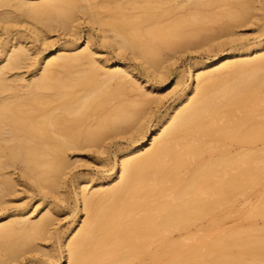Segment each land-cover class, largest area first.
<instances>
[{"label":"bare ground","instance_id":"obj_1","mask_svg":"<svg viewBox=\"0 0 264 264\" xmlns=\"http://www.w3.org/2000/svg\"><path fill=\"white\" fill-rule=\"evenodd\" d=\"M214 5L222 8L205 11ZM261 11L264 0H0V264H23L55 236L50 202L34 209L14 196L58 189L74 150L106 151L112 134L132 130L109 180L79 183L85 217L51 264H124L141 252L149 264H264V237L217 239L201 228L206 218L217 223V200L264 182V37L250 46L234 36ZM218 19L229 35L218 48L229 49L191 68L196 81L154 125L155 87L144 89L127 62L100 57L90 36L70 41L91 26L102 45L165 76V50ZM253 215L264 217V195ZM229 247L249 251L251 262Z\"/></svg>","mask_w":264,"mask_h":264},{"label":"rangeland","instance_id":"obj_2","mask_svg":"<svg viewBox=\"0 0 264 264\" xmlns=\"http://www.w3.org/2000/svg\"><path fill=\"white\" fill-rule=\"evenodd\" d=\"M213 7V5H212ZM222 7L214 5V8H206V12H216ZM212 9V10H211ZM263 18L256 23L248 24L237 28L238 33L234 35L240 39L239 43L246 45H255L264 37V11H261ZM225 19H218L213 23L211 28H207L201 31V33L195 35L190 41L181 43L180 47L174 50H165V56L168 59L164 65L166 70L165 76H155L151 74L144 66L139 64L138 60L132 56V54L117 55L111 47L104 46L101 43V39L97 35L96 31L91 26L83 24L84 30L80 32L81 37H77L72 43L79 42L85 44L88 36L94 42V48L100 50L99 56L108 59L110 64L117 62H127L134 69L136 75L142 81L144 89L148 91L155 87L154 93H151L154 97H161L157 100L151 109V125H154L158 120L172 108V104L178 98V96L187 89L189 83L196 81L195 72H192L193 78L190 77V70L197 64H202L207 60H212L214 54H221L222 49L227 51L229 45L218 48V43L229 38L226 31L218 30L220 25L224 23ZM50 38L53 41L65 42L66 37L58 35V32L52 33ZM212 37V38H211ZM204 38V39H203ZM208 38V39H207ZM210 39L211 45L214 43V48L205 46L206 40ZM213 41H212V40ZM186 45H185V44ZM204 45L202 46V44ZM184 44V45H182ZM201 44V45H200ZM36 48L42 50V45L36 42ZM178 50V51H177ZM169 51V52H168ZM218 51V52H216ZM168 53V54H167ZM176 53V54H175ZM164 56V57H165ZM29 73L27 72V75ZM145 79H148L146 82ZM179 79L180 84L176 85L175 81ZM136 97V96H134ZM110 105V103H109ZM108 105V106H109ZM104 112V110H102ZM100 111L98 114H103ZM96 116V115H95ZM129 132V131H128ZM134 132V134H131ZM129 133L112 134L106 141V151L101 152L99 149L93 146H89L81 149L74 150L72 159H76V163L67 169V174L61 179V184L58 189H49L47 193L40 194L38 191L26 192L22 191L20 194L14 196V202L16 204L24 205L27 207L36 208L40 207L44 200L50 202L54 207L55 224L53 235L50 238L39 240V243L45 251L53 254V258H49L45 251H32L26 255V259L23 264H51L55 262L61 254V243L63 234L68 232L71 227L77 228L85 217L82 200L76 197V191L79 189V183L87 180H92V184L99 186L100 182H107L110 174L114 169L118 168L119 154L123 152L127 146L131 145V139L134 135H138V130H132ZM150 143L147 144V146ZM73 152V151H72ZM223 162H220L222 164ZM115 164V165H114ZM113 167V168H112ZM90 184V185H92ZM45 195V196H44ZM264 195V182L257 189L249 192L246 195L240 197L226 196L224 201L217 200V223H213L207 218L201 224L202 232L211 237L221 238L228 234H232L236 240L240 239H254L264 237V217L253 215V211L258 205L260 199ZM43 196V198H41ZM41 204V205H40ZM42 208V206H41ZM37 211H34L31 216L37 218L40 216ZM163 246L158 245L156 249L160 250ZM155 249V248H154ZM231 253L241 256L247 262H251L252 255L249 251L241 247H229ZM121 256V255H118ZM144 258L146 259L144 261ZM150 254L147 252H141L140 257L126 262L124 264H149L148 260ZM66 258H64L60 264H66Z\"/></svg>","mask_w":264,"mask_h":264}]
</instances>
